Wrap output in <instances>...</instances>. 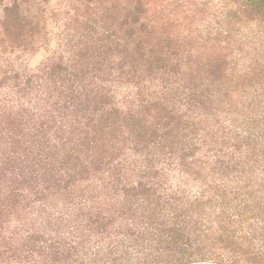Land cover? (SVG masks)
Returning a JSON list of instances; mask_svg holds the SVG:
<instances>
[{"label":"rangeland","instance_id":"obj_1","mask_svg":"<svg viewBox=\"0 0 264 264\" xmlns=\"http://www.w3.org/2000/svg\"><path fill=\"white\" fill-rule=\"evenodd\" d=\"M13 70L0 264H264V0H0Z\"/></svg>","mask_w":264,"mask_h":264},{"label":"trees","instance_id":"obj_2","mask_svg":"<svg viewBox=\"0 0 264 264\" xmlns=\"http://www.w3.org/2000/svg\"><path fill=\"white\" fill-rule=\"evenodd\" d=\"M91 32H93V31L91 30ZM106 37L109 38V36H106ZM68 38H69L68 42L71 43L73 35L69 34ZM50 64H54L55 67H53L52 65L46 66L45 68H48L47 72H50V74L53 73L56 75H63L64 78H70V76L73 78H76L77 74L79 72V71L75 72L74 71L75 69L73 70L72 68H70L71 69L70 70L69 67L66 65L67 62L65 61V58H63L61 56L55 58L54 61L51 62ZM175 64H178V63H175ZM174 66L176 67V65H173V67ZM47 74H49V73H47ZM25 75H26V73H20L18 70H13V73L12 72L9 73L10 77L4 76V78L2 77V78H0V80L7 78V79H11L13 81H19V83H23V85H25L27 83L28 84L34 83V81L38 82L39 78H41V77H39L38 74H33L30 77L29 76L26 77ZM140 185L141 184L139 183L137 187H139ZM171 198L174 199V197H171ZM157 200H161V197H159ZM88 220L91 221V223H95L94 221L92 222V219H90V218ZM70 249H73V247H70Z\"/></svg>","mask_w":264,"mask_h":264}]
</instances>
